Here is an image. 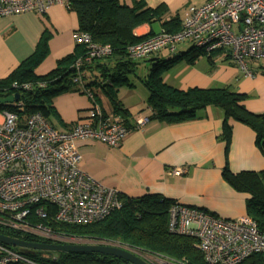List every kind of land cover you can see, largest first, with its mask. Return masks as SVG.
Here are the masks:
<instances>
[{
  "label": "built area",
  "instance_id": "built-area-1",
  "mask_svg": "<svg viewBox=\"0 0 264 264\" xmlns=\"http://www.w3.org/2000/svg\"><path fill=\"white\" fill-rule=\"evenodd\" d=\"M67 1L0 0V16L43 13L53 4L66 6ZM72 39L76 44H84L86 51L75 62L76 68L111 53L109 45L94 42L90 34L78 29L73 31ZM186 41L206 55L226 50L244 76L254 77L248 60H264V0H207L200 5H189L182 12L178 30L168 31L161 26L158 32L130 45L127 53L133 59L146 58L164 49L172 52ZM78 80V77L74 79ZM11 88L17 92L30 91L33 84L14 81ZM86 94L91 102L88 119L76 122L66 131L54 128L39 111L19 119L12 107H2L1 228L56 240L60 235L29 218L30 215L37 220L45 218L47 203L55 207L56 221L77 224L101 220L121 207L117 189L103 185L80 168L81 154L76 142L91 140L117 146L130 128L122 120L104 116L92 93ZM14 103L21 105L17 99L9 104ZM147 120V115L139 114L137 127ZM183 171L174 168L172 173L181 175ZM167 230L194 236L206 264H236L264 252V230L246 213L223 218L173 202L168 209ZM69 242L117 246L143 257L119 242L79 239ZM13 262L37 264L21 252L0 244V264Z\"/></svg>",
  "mask_w": 264,
  "mask_h": 264
},
{
  "label": "crops",
  "instance_id": "crops-1",
  "mask_svg": "<svg viewBox=\"0 0 264 264\" xmlns=\"http://www.w3.org/2000/svg\"><path fill=\"white\" fill-rule=\"evenodd\" d=\"M123 1L130 4V0ZM205 1L145 0V3L151 8L164 5L167 12L163 19L167 20L174 14L181 17L184 8ZM77 28L76 13L60 4L51 5L43 13L0 16V78L7 77L34 52L44 31L50 36L48 54L34 68V73H48L59 59L74 50L76 43L72 33ZM160 28V22L155 21L138 26L134 33L158 32ZM180 44L172 52L164 49L146 59L153 64V57L168 58L176 50L179 53L190 46L185 42ZM215 53L211 60L206 56L210 64L202 57L193 63L174 64L165 72L164 82L181 90L229 87L245 95L242 103L249 111L264 113V65L252 63L255 76L244 77L226 50ZM98 70L92 65L85 69L88 76L97 75ZM147 96L143 84L142 89L136 85L118 88V100L126 110L121 117L107 95L99 91L98 104L104 116L120 118L130 130L117 146L77 141L80 168L126 198L153 194L223 218L246 213L249 194L234 189L224 179L222 171L227 168L236 174L264 170V154L255 143V132L244 123L228 119L230 132L225 138L224 111L213 105L200 109L194 119L166 123L149 118L137 127L139 114L150 115ZM52 106L55 115L50 117L51 125L66 131L76 122L88 119L91 102L86 92L69 91L55 96ZM174 168L184 171L175 175Z\"/></svg>",
  "mask_w": 264,
  "mask_h": 264
},
{
  "label": "trees",
  "instance_id": "trees-1",
  "mask_svg": "<svg viewBox=\"0 0 264 264\" xmlns=\"http://www.w3.org/2000/svg\"><path fill=\"white\" fill-rule=\"evenodd\" d=\"M66 8L74 11L78 20V30L90 34L92 40L111 47V53L75 67V62L85 55V45L76 44L72 53L59 59L54 69L44 75H36L34 68L48 54L49 33L40 36L34 52L5 78H0V98L18 94L14 104H0L13 108L19 119L39 111L49 122L55 115L52 99L69 91H90L98 103L101 91L109 98L113 109L121 117L126 110L121 107L117 92L121 86H133L129 76L135 74L137 63L127 53V48L156 32L137 35L134 30L142 24L159 21L168 31L180 28L181 17L174 14L165 20L167 9L164 5L148 7L145 0H68ZM200 55L210 59V55L190 45L185 51L168 58H154L143 86L148 92L147 104L150 118L172 123L194 119L203 107L213 105L224 111L225 138L229 136L228 119L248 125L255 132V143L264 154V113H253L242 103L245 95L229 87L177 89L163 81L165 69L179 62L193 63ZM146 59V58H145ZM211 60V59H210ZM97 66V75L88 76L87 66ZM254 72V71H253ZM78 77V81L74 79ZM14 81L33 84L30 91H16L11 88ZM42 83V84H39ZM118 115V117L120 116ZM121 120L120 118H118ZM123 121V120H122ZM124 122V121H123ZM125 123V122H124ZM126 124V123H125ZM224 179L236 190L249 194L246 214L264 230V170L241 171L233 174L227 168L222 171ZM122 205L101 220L90 223H65L54 219L55 207L47 203L46 217L32 221L48 226L55 234L82 240H107L119 242L137 251L143 257L157 255L180 264H206L194 236L182 235L167 230L168 209L173 201L148 194L138 198L121 195ZM0 233L32 242H51L49 239L0 227ZM17 250L37 264H131L122 258L100 253L59 252L53 257L50 251L36 250L24 253L18 247L0 243ZM10 264H26L13 262ZM236 264H264V252L255 253Z\"/></svg>",
  "mask_w": 264,
  "mask_h": 264
},
{
  "label": "water",
  "instance_id": "water-1",
  "mask_svg": "<svg viewBox=\"0 0 264 264\" xmlns=\"http://www.w3.org/2000/svg\"><path fill=\"white\" fill-rule=\"evenodd\" d=\"M18 99V94L14 93L6 97L0 98V104H9ZM0 243L18 247L22 252L29 253L36 250L50 251L53 257H57L59 252L73 253H100L122 258L131 264H149L145 259L138 254L121 247L87 243H45L32 242L20 238L11 237L0 233Z\"/></svg>",
  "mask_w": 264,
  "mask_h": 264
},
{
  "label": "rangeland",
  "instance_id": "rangeland-1",
  "mask_svg": "<svg viewBox=\"0 0 264 264\" xmlns=\"http://www.w3.org/2000/svg\"><path fill=\"white\" fill-rule=\"evenodd\" d=\"M157 26V25H156ZM155 26V27H156ZM185 43H187V44H190L191 45V43L190 42H188V41H186ZM181 45V44H180ZM178 50H176L175 51V53H172L170 56L172 57V56H174V54H178V52H177ZM218 51V50H217ZM213 53H215V51L214 52H212L211 54H209L210 55V57H211V55L213 54ZM170 54V53H169ZM216 54V53H215ZM215 54L213 55V56H215ZM199 57H202V58H204L203 60H205L206 62H208L209 64H210V61H208V58L205 56V55H200ZM231 57V56H230ZM213 59H214V57H213ZM198 59H196L195 61H197ZM136 61V63H137V68H136V71H135V74H133V75H130L129 76V79H130V82L132 83V85H136L137 87H139V88H141L142 89V84H143V82H142V80H143V78H144V76L148 73V70H149V68H150V62H149V60L148 59H145V58H140V59H137V60H135ZM234 62V61H233ZM257 63V64H262V65H264V60H248V66H249V68L253 71V69H252V66H251V64L252 63ZM235 63V62H234ZM198 65V64H197ZM238 67V66H237ZM178 68V67H177ZM239 68V67H238ZM171 68H168V69H165L164 71H163V73H162V78H163V81H164V75H165V72L167 71V70H170ZM240 70V69H239ZM241 71V70H240ZM241 73H242V75L244 76V74H243V72L241 71ZM244 77H246V76H244ZM165 83H167V82H165ZM168 84V83H167ZM170 85V84H169ZM3 110V108H0V112ZM150 114V113H149ZM147 117H148V119L150 118L148 115H147ZM118 119V118H117ZM119 120V119H118ZM56 238H57V236H55ZM53 239H55V238H53ZM76 239H79V240H82V239H80V238H75V239H73V238H68V237H66V238H64V237H62V236H58V238L56 239V240H52V239H49L51 242H48V243H71V242H69V241H73V240H76ZM84 243V242H83ZM137 252V251H136ZM138 253V252H137ZM143 259H145L149 264H162L164 261H168V262H171V263H173V264H180V263H175V262H173V261H170V260H168V259H164L163 257H160V256H157V255H153V256H145V257H142Z\"/></svg>",
  "mask_w": 264,
  "mask_h": 264
},
{
  "label": "flooded vegetation",
  "instance_id": "flooded-vegetation-1",
  "mask_svg": "<svg viewBox=\"0 0 264 264\" xmlns=\"http://www.w3.org/2000/svg\"><path fill=\"white\" fill-rule=\"evenodd\" d=\"M52 253V252H51ZM53 254V253H52Z\"/></svg>",
  "mask_w": 264,
  "mask_h": 264
}]
</instances>
